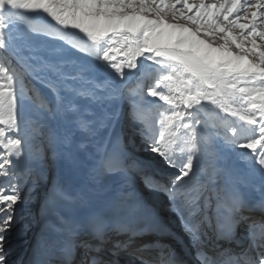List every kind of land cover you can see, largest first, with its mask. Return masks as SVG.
<instances>
[{
	"label": "snow or ice",
	"instance_id": "6c2138e0",
	"mask_svg": "<svg viewBox=\"0 0 264 264\" xmlns=\"http://www.w3.org/2000/svg\"><path fill=\"white\" fill-rule=\"evenodd\" d=\"M58 160L78 184L41 199ZM37 202L62 264H264V0H0V264Z\"/></svg>",
	"mask_w": 264,
	"mask_h": 264
},
{
	"label": "bare ground",
	"instance_id": "6f19581e",
	"mask_svg": "<svg viewBox=\"0 0 264 264\" xmlns=\"http://www.w3.org/2000/svg\"><path fill=\"white\" fill-rule=\"evenodd\" d=\"M37 86L40 88V89H43L44 91H48L49 92V94H50V91H49V89L48 88H46L45 86H43V85H40V84H37ZM95 107V106H94ZM104 107H105V109L106 110H117V111H121V110H123V107H122V104L121 103H119L118 101H105V103H104ZM85 142V144H86V148L83 150V152H87V149H88V151H93L94 149H93V146H92V144L91 143H88V141L87 140H85L84 141ZM237 165H238V168H242L243 166L238 162V161H236L235 162ZM59 176H60V174L58 175V177L57 178H59ZM66 179L67 180H69L70 182L71 181H75V180H77V178L75 177V175H74V173L73 172H67V175H66ZM253 179V183H254V189H258L259 188V181H258V177H253L252 178ZM78 181V180H77ZM119 181H120V177L118 176V175H112V176H109V177H107L106 179H105V182L107 183V184H111V183H118V185H119ZM69 183V182H68ZM52 185H53V183H52ZM65 187H69L67 184H66V186ZM75 187H76V185H75ZM253 189V190H254ZM148 190V189H147ZM149 191V190H148ZM251 191V190H250ZM149 192H151V193H156V192H152V191H149ZM258 195H260V193H259V191L258 192H256V193H254V196H256V197H258ZM146 204L151 208V206H150V204H148L147 202H146ZM167 207H168V205H167ZM159 217V216H158ZM177 222V221H176ZM156 237H154V236H147V237H145V239H155ZM119 239H123V237H119ZM162 239H164L166 242H168L169 243V239H168V237H162ZM170 240H172V239H170ZM24 244V243H23ZM19 251H17L14 255H13V257L14 256H17V255H19V253H18ZM124 256V254L122 253V254H120L119 256H108V258L109 259H112V260H118L119 261V264H123L122 263V261L123 260H121V258ZM12 257V258H13ZM80 258H81V252H80V250H77V252H76V257H75V264H79V260H80ZM125 259V258H124ZM13 260V259H12ZM57 264H61V262H57Z\"/></svg>",
	"mask_w": 264,
	"mask_h": 264
},
{
	"label": "rangeland",
	"instance_id": "374dc122",
	"mask_svg": "<svg viewBox=\"0 0 264 264\" xmlns=\"http://www.w3.org/2000/svg\"><path fill=\"white\" fill-rule=\"evenodd\" d=\"M36 87L38 88V90L40 89L37 85H36ZM46 93L48 94L49 92L48 91H46ZM45 93V95L47 96V94ZM42 94H44V93H42ZM122 107H126L125 105H123L122 104ZM67 172H72V169L71 168H67ZM141 186L143 187L142 189H141V192L143 191V192H145L144 190H146L147 188H145L144 186H143V184L141 183ZM39 191H40V193H41V195H43V193L45 192V185H42L41 186V188L39 189ZM151 193V192H150ZM147 199H149V201L150 202H152V200H153V197H147ZM35 204V203H34ZM25 212H27V211H25ZM24 215H25V217H26V220H25V223H27V219H28V215H26L25 213H24ZM11 236H12V234H11Z\"/></svg>",
	"mask_w": 264,
	"mask_h": 264
}]
</instances>
